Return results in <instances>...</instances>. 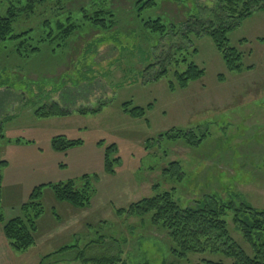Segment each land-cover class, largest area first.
Instances as JSON below:
<instances>
[{"label": "rangeland", "instance_id": "obj_1", "mask_svg": "<svg viewBox=\"0 0 264 264\" xmlns=\"http://www.w3.org/2000/svg\"><path fill=\"white\" fill-rule=\"evenodd\" d=\"M135 1L68 0L59 15L23 17L12 32L18 35L32 30L28 43L36 46L43 30L55 32L56 21L64 23L71 17L83 26L66 46L61 48L59 41L45 42L39 44L40 52L27 59L13 51L16 42L0 48V122L5 134L0 158L15 160L17 154L9 141L19 139L26 146L30 142L50 164L49 175L41 177L39 184L88 175L95 188L87 210L74 209L75 218L63 213L57 227L46 228L52 233L36 238L37 245L27 252L17 253L0 244V264H40L42 258L65 245H76L86 258L119 254L122 264H196L201 260L230 264V260L209 254L179 260L170 254L167 238L152 227L150 215L131 218L128 226L118 221L113 209L171 191L181 207L191 206L203 195L216 194L225 202L245 204L264 213V12H255L228 35L230 46L242 54L245 68L230 73L206 35H191L187 42L179 34L158 41L146 32L137 18ZM7 2L0 0V14ZM94 6L105 7L114 15L116 23L108 33L88 30L83 22L82 10L89 12ZM197 8L202 9L200 16ZM212 10L214 0H189L181 6L163 2L160 10H143L141 18L162 15L167 23L178 24L191 14L208 21ZM45 20L50 22L46 29ZM177 44L188 48V60L204 70V76L188 88L172 92L168 88L171 75L149 82L144 70L161 52H167L169 45ZM193 49L197 51L194 56ZM249 67L250 71L246 70ZM53 102L72 114L49 119L34 115L37 108ZM100 103L106 104L96 115L73 112L95 109ZM124 103H131L132 108L152 105V109L144 118L133 119L122 112ZM173 128H199L206 138L194 151L180 141L158 139ZM56 136L82 140L83 144L55 152L51 140ZM111 145L114 150L109 149ZM106 156L113 161V174L103 169ZM116 159L119 161L114 162ZM171 162L181 164L184 180L165 179L162 171ZM52 197L46 189L44 203L52 204ZM231 217L229 213L225 218L230 236L248 254L249 246ZM101 222L107 227L99 231ZM100 236H105L104 243L96 242ZM76 254L59 257L57 264H82L72 260ZM48 263L53 262L44 264Z\"/></svg>", "mask_w": 264, "mask_h": 264}, {"label": "trees", "instance_id": "obj_2", "mask_svg": "<svg viewBox=\"0 0 264 264\" xmlns=\"http://www.w3.org/2000/svg\"><path fill=\"white\" fill-rule=\"evenodd\" d=\"M189 0H136L134 6L137 11V18L146 32L150 33L162 41L169 35L177 36L183 42L188 41V37L208 36L230 73H241L245 70L242 65V54L234 47L230 46L228 35L239 28L241 24L250 18L255 12H264V0H214L215 10L210 11L211 19L201 21L200 17L187 14L182 23H167L162 15L149 16L143 20L141 12L143 10H160L161 3L166 2L175 6L188 3ZM68 0H8L6 10L0 14V48L7 42L16 44L13 51L19 58H29L40 52L39 44H53L60 42L62 48L71 38L82 30V24L74 21L71 17H66L64 23L56 21L55 32L48 29L43 30L36 46L30 45L32 30L12 34L13 26L19 20L32 17H45L51 13L60 14L64 11V5ZM198 9V8H197ZM83 12V22L89 29L99 30L108 33L114 28L116 21L114 15L105 7L95 8ZM202 9H198L197 16H200ZM47 18V17H45ZM50 26L49 20L43 22L46 29ZM176 38V37H174ZM40 42V43H39ZM52 46V45H51ZM167 52H161L149 63L144 70L149 75V82H157L161 79L172 76L168 81L170 91L175 89H186L189 84L196 82L204 76V70L200 69L193 62L188 60L190 54L185 45H169ZM192 50L191 55L196 54ZM23 54V55H22ZM173 66V69H172ZM251 68H246L250 70ZM223 78L221 77L220 80ZM106 103H100L95 109L79 108L74 110L81 116L96 115ZM122 112L133 119H142L146 111L152 109V105L146 108L131 107V103H124L121 106ZM72 112L63 109L57 103L43 104L37 108L34 115L39 119H49L55 117H66ZM206 135L199 128L179 129L173 128L168 132L159 134L158 139L169 141H180L189 150H196L201 145ZM5 140L2 122H0V143ZM5 142V141H4ZM7 142V141H6ZM10 143V141L8 142ZM13 143L21 144L22 140H15ZM30 143V142H28ZM5 144V143H4ZM83 144L82 140H69L64 136H56L51 140V147L55 152H66L72 148ZM112 148V149H111ZM111 145L109 149L114 150ZM108 149V150H109ZM110 151V150H109ZM116 159L114 162H118ZM104 171L113 174L115 168L106 156ZM6 166L5 161L0 160V225L3 235L8 241L12 250L17 253H25L35 246L37 238V222L44 214L43 196L46 189L50 190L53 198L58 203H65L75 210H86L90 207L95 188L91 184V177L82 175L77 179H69L65 182L48 183L36 186L28 196L27 202L19 208V215L5 221L1 208L2 197V171ZM167 181H182L185 173L179 162H171L162 171ZM82 182V183H80ZM158 185L153 186L156 191ZM113 212L120 223H128L131 218H143L150 215V223L155 230L167 238L170 244V254L179 260H185L189 255H219L230 264H264V213L245 204L235 205L232 202H225L216 194L203 195L199 200L194 201L191 206L181 207L174 199L171 191L157 192L149 198H143L126 207L114 208ZM232 213L231 222L241 235L244 242L249 246L250 253L242 250L231 238L227 228L226 217ZM137 224H135L136 226ZM89 227V226H85ZM106 228L107 223L101 222L97 229ZM98 233V232H97ZM102 234V233H101ZM105 236H100L97 243H104ZM94 243V242H91ZM76 252L73 261L82 264H122L123 261L118 255L104 256L99 258H86L84 251L78 250L76 245H65L50 255L41 259L40 264L51 261L59 263V257ZM189 261V260H188ZM48 263V264H53ZM190 263V262H189ZM188 263V264H189ZM196 264H224L222 261L212 262L201 260Z\"/></svg>", "mask_w": 264, "mask_h": 264}, {"label": "crops", "instance_id": "obj_3", "mask_svg": "<svg viewBox=\"0 0 264 264\" xmlns=\"http://www.w3.org/2000/svg\"><path fill=\"white\" fill-rule=\"evenodd\" d=\"M250 71V70H249ZM188 88V87H187ZM12 144V148L15 151L13 153L17 154L15 160H8L0 158L1 161L6 162V166L2 171V197H1V208L4 214V220H10L19 215L20 206L26 202L31 191L39 184L40 178L43 176H48L50 164H47L42 159V154L40 149H35V146L31 143L28 146L18 143ZM4 144L0 145V149ZM6 147L2 148L3 150ZM52 155L54 153H51ZM53 157V156H52ZM51 159V157H50ZM12 163H11V162ZM13 164V165H12ZM12 166V167H11ZM53 198V197H52ZM44 203V196H43ZM65 203H58L53 198L52 204L45 208L44 214L37 222L38 232L37 238L43 236L47 237L48 234L52 233V230H46V228L57 227L56 224H60L64 216L72 215L75 211L69 205H62ZM64 207V208H63ZM87 210V209H86ZM59 211V213H57ZM63 211V212H60ZM65 215H62V214ZM73 218L76 216L72 215ZM55 224V225H54ZM88 224H85V226ZM54 226V227H53ZM40 232V233H39ZM37 241V239H36ZM0 244L8 248L9 244L3 235L2 226L0 225ZM37 245V242L35 246ZM6 254V253H4Z\"/></svg>", "mask_w": 264, "mask_h": 264}]
</instances>
